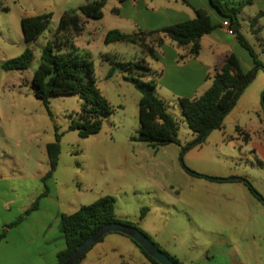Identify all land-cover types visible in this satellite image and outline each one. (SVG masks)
<instances>
[{
	"label": "rangeland",
	"instance_id": "obj_1",
	"mask_svg": "<svg viewBox=\"0 0 264 264\" xmlns=\"http://www.w3.org/2000/svg\"><path fill=\"white\" fill-rule=\"evenodd\" d=\"M95 1L99 0H0V171L12 176L19 202H30L43 189L40 178L49 170L46 146L59 135L58 166L49 188L58 196L62 212L72 213L103 196H113L117 218L134 224L181 264H264V159L262 150L251 142L264 141V106L239 113L237 121L231 116L199 144L179 103L165 94L166 81L155 94L166 100L179 122L178 143L155 147L131 141L140 127L141 95L123 79L125 73L117 71L107 78L112 65L106 57L129 62L146 53L139 45H106L104 39L111 30L134 34L163 23L155 13L144 11L142 4L137 10L138 0H106L101 19L78 12L80 6ZM147 1L158 6L163 0ZM72 12L80 16L84 31L70 43H62L57 27L61 16ZM42 14H51L50 23L27 45L21 20ZM249 14L248 10L240 17L242 34L261 54L262 47L250 31ZM48 42L60 51L75 50L93 63L97 87L112 108L102 118L99 133L81 138L70 128L82 109L79 94L49 97L51 114L34 96L32 77ZM26 48L33 53L30 67L2 69ZM148 61L154 68L159 65L151 57ZM259 86L257 79L247 88L245 99L253 106L263 103L264 89L258 91ZM44 203L56 210L54 203ZM23 213L19 209V216ZM113 237L105 240L99 260L90 252L80 264H150L134 243ZM11 248L21 250L17 242Z\"/></svg>",
	"mask_w": 264,
	"mask_h": 264
},
{
	"label": "trees",
	"instance_id": "obj_2",
	"mask_svg": "<svg viewBox=\"0 0 264 264\" xmlns=\"http://www.w3.org/2000/svg\"><path fill=\"white\" fill-rule=\"evenodd\" d=\"M105 2L106 0H99L87 3L80 6L78 12L88 19H101ZM210 4L224 18V21H229L230 28L238 43L253 58L254 68L247 73L244 72L238 58L234 54H230L217 70L212 79V85L204 94L196 99L180 98L178 100L184 121L188 128L197 135L199 144L206 141L210 132L222 128L224 118L236 105L244 90L254 79L257 71L264 69V64L259 60L257 53L241 33L239 15L243 7L251 4V1L245 0L234 3L231 0H210ZM50 18L51 14H42L21 20L22 36L27 45H30L46 30ZM258 18L259 16L252 20L253 26L257 23ZM215 28L216 26L212 24L206 11L196 10L193 19L160 29L141 31L134 34L111 30L107 33L104 43L106 45L117 42L136 44L146 53L145 57L155 59L156 48L162 46L166 40H170L180 48L189 47L190 55L196 57L200 53V40ZM83 31L84 26L77 13H64L61 16L57 34L62 37V43H70L73 39L81 36ZM106 59L112 65L107 78L112 77L117 71L123 72L125 73L123 79L131 83L141 95L138 102L140 127L137 134L131 137V141L144 142L155 147L178 143L179 122L169 112L168 104L155 94L156 83L153 79L148 80L151 70L146 59L141 58L129 62H119L109 57H106ZM32 62L33 53L29 48H26L20 56L6 61L2 65V69L5 71L22 70L30 67ZM32 87L34 96L44 102L50 114L49 97L80 95L83 100L82 109L78 114L77 121H74L70 128L77 131L81 138L99 133L102 128V118L112 113L110 104L97 87L93 63L84 56L75 53V50H57L51 42H48L42 50L40 63L32 77ZM245 138L248 139V135ZM46 152L49 160V171L42 178L45 189L40 198L48 194L45 183L53 177L58 166L60 155L59 135L56 136L55 142L47 144ZM249 189L256 195L252 187L249 186ZM38 202L39 199L15 222L4 228L0 235V241L6 237L9 228L20 224L32 211L38 208ZM110 223H123L136 227L132 223L123 222L117 218L116 199L113 196H103L91 204L81 206L71 214H62L59 227L64 235L66 248L58 253L57 264H65L86 239L102 226ZM136 228L140 230L138 227ZM140 231L146 235L142 230ZM125 237L140 248L151 264H159L131 238ZM103 239L104 237L97 243L103 241ZM161 251L176 264H181L176 258L169 256L163 250ZM85 257L86 255L78 264Z\"/></svg>",
	"mask_w": 264,
	"mask_h": 264
},
{
	"label": "crops",
	"instance_id": "obj_3",
	"mask_svg": "<svg viewBox=\"0 0 264 264\" xmlns=\"http://www.w3.org/2000/svg\"><path fill=\"white\" fill-rule=\"evenodd\" d=\"M231 1L238 3L245 0ZM250 1L251 4L243 7L239 19L241 16L246 15V12L249 10L250 14L246 17L250 24V31L262 47L261 54L264 55V0ZM153 2L154 0H149V3ZM141 4L144 11L151 12L152 14L155 13L163 23V26H145L142 29L143 31L160 29L193 19L196 10L206 11L212 24L216 26L211 33L205 35L200 40V53L196 57L190 55L189 47L182 48L183 51H180V47L176 49L172 45L175 43L170 40H166L162 46L156 48V58L152 60L159 64L157 67L151 66L148 57L141 56V58L146 59L151 70L148 80L153 79L156 83L155 93H157V89H163L164 82L168 81L165 94L172 101L178 102L180 98H199L212 85L214 75L230 54H234L238 58L244 72L247 73L254 68L253 58L238 43L236 37L229 34L223 27L224 18L212 7L210 0H163L162 4L158 6H150L147 0H138L135 3V8L138 10ZM258 16L257 23L253 26L252 20ZM242 29L243 26L241 24V33ZM255 52L259 60L264 64V61L261 60V54L256 50ZM257 79L260 84L257 89L258 91H262L264 89L263 68L257 71L256 76L250 84ZM247 88L238 99L236 105L224 118L222 128L231 116H233L234 121H237L239 113L250 109H260V105L264 106L262 102L253 106L251 101L245 99ZM160 99L166 101L164 98L160 97ZM238 128L240 129V127ZM251 142L257 149L262 150L263 154L260 153V155L264 159V141L262 143ZM43 177L40 178L43 189L34 193V196L32 195V198H30V202L22 204L19 202L20 194L17 185L13 183L12 176L4 175L0 171V235L7 224H12L18 219L19 209L25 212L39 199L38 208L32 211L20 224L9 228L6 237L0 241V264H57L58 253L66 248L64 235L58 230V226L60 225L61 215L71 213L62 212L58 196L51 192L49 184L53 177L45 183L48 194L40 198L45 189V185L42 182ZM45 200L54 203L56 210L51 211L47 209L44 203ZM32 223L36 225L31 226ZM53 226L54 228H52ZM24 233L26 234L25 237ZM111 236H116L113 238L128 245L131 242L123 235L117 233L109 234L104 237L103 241L94 245L87 254L94 252L95 259L99 260L101 253L105 251V240ZM16 242L19 244L21 250L11 248ZM238 264L242 263L239 262Z\"/></svg>",
	"mask_w": 264,
	"mask_h": 264
},
{
	"label": "water",
	"instance_id": "obj_4",
	"mask_svg": "<svg viewBox=\"0 0 264 264\" xmlns=\"http://www.w3.org/2000/svg\"><path fill=\"white\" fill-rule=\"evenodd\" d=\"M113 233L122 234L131 238L143 248L147 255L156 260L159 264H176L140 230H138L136 227L123 223H110L102 226L77 248L75 253L65 264H78L79 261L100 239Z\"/></svg>",
	"mask_w": 264,
	"mask_h": 264
},
{
	"label": "built area",
	"instance_id": "obj_5",
	"mask_svg": "<svg viewBox=\"0 0 264 264\" xmlns=\"http://www.w3.org/2000/svg\"><path fill=\"white\" fill-rule=\"evenodd\" d=\"M223 27L227 30V32L231 35H233V31L232 29L230 28V23L229 21H224L223 22Z\"/></svg>",
	"mask_w": 264,
	"mask_h": 264
}]
</instances>
